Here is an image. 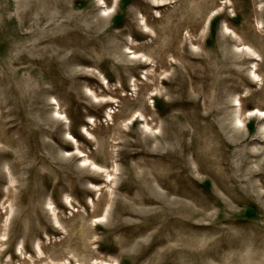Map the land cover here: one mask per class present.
I'll use <instances>...</instances> for the list:
<instances>
[{
  "label": "rangeland",
  "instance_id": "obj_1",
  "mask_svg": "<svg viewBox=\"0 0 264 264\" xmlns=\"http://www.w3.org/2000/svg\"><path fill=\"white\" fill-rule=\"evenodd\" d=\"M257 109L264 0H0V264H264Z\"/></svg>",
  "mask_w": 264,
  "mask_h": 264
},
{
  "label": "bare ground",
  "instance_id": "obj_2",
  "mask_svg": "<svg viewBox=\"0 0 264 264\" xmlns=\"http://www.w3.org/2000/svg\"><path fill=\"white\" fill-rule=\"evenodd\" d=\"M250 115H254V116H258V117H264V110H259V109H257V110H253V111H251V114ZM135 117V116H134ZM133 117V118H134ZM236 121H238V122H240V120H238V118H237V116H236ZM67 135H69V133H67ZM69 137V136H68ZM67 137V138H68ZM70 138V137H69ZM78 149L76 148V151H77ZM99 168V167H98ZM97 169V168H96ZM95 170V169H94ZM101 170V169H100ZM98 171V170H97ZM99 172V171H98ZM111 175H108V178L110 177Z\"/></svg>",
  "mask_w": 264,
  "mask_h": 264
}]
</instances>
